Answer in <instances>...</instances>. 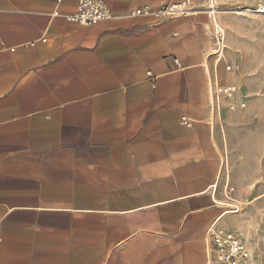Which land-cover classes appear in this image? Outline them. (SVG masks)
Segmentation results:
<instances>
[{
  "label": "crops",
  "instance_id": "0c3cea01",
  "mask_svg": "<svg viewBox=\"0 0 264 264\" xmlns=\"http://www.w3.org/2000/svg\"><path fill=\"white\" fill-rule=\"evenodd\" d=\"M77 1L0 0V264H206L225 210L217 8L103 0L113 18L81 26Z\"/></svg>",
  "mask_w": 264,
  "mask_h": 264
},
{
  "label": "rangeland",
  "instance_id": "374dc122",
  "mask_svg": "<svg viewBox=\"0 0 264 264\" xmlns=\"http://www.w3.org/2000/svg\"><path fill=\"white\" fill-rule=\"evenodd\" d=\"M216 1V22L226 37L218 83L227 80L237 88L236 111L227 108L226 100L220 103L219 146L226 169L223 165L219 189L223 197H233L237 202L231 203L238 204L240 210L226 215L222 225L227 228L226 217H231L229 227L245 242L251 264H264V14L240 12L264 6V0ZM226 66L231 67L230 72ZM239 102H245L244 109L237 108Z\"/></svg>",
  "mask_w": 264,
  "mask_h": 264
},
{
  "label": "built area",
  "instance_id": "2783aa9c",
  "mask_svg": "<svg viewBox=\"0 0 264 264\" xmlns=\"http://www.w3.org/2000/svg\"><path fill=\"white\" fill-rule=\"evenodd\" d=\"M188 1H182L161 8L158 11L152 12L149 7L143 9H137L130 13L132 17L139 16H152L159 22L172 18L177 15H184L191 13V10L187 7ZM217 10L211 7L207 16L212 20V32L214 37V49L212 54L215 56L214 68L216 69L218 64L223 58V51L225 49V36L221 27L218 26L215 14ZM113 18L112 11L103 0H78L76 12L68 17V21L77 23L81 26L95 25L99 22L108 21ZM226 72H230L231 67L226 66ZM236 86H222L219 85L217 79L212 80L210 84V101L211 105L216 108L218 96L222 100H226L229 104L227 107L230 111H236L234 109V95L236 93ZM235 103V102H234ZM245 102H239L238 109L245 108ZM182 125L188 127L191 126V122L185 117L182 118ZM225 210L223 213L209 226L205 234V244L207 253L206 264H251L252 255L247 248L245 242L241 238L240 234L235 230H228L222 225L223 216L236 214L239 212L240 207L236 203H220ZM230 206L231 209H226L225 206Z\"/></svg>",
  "mask_w": 264,
  "mask_h": 264
},
{
  "label": "bare ground",
  "instance_id": "6f19581e",
  "mask_svg": "<svg viewBox=\"0 0 264 264\" xmlns=\"http://www.w3.org/2000/svg\"><path fill=\"white\" fill-rule=\"evenodd\" d=\"M210 1V4H214V3H217V1L216 0H209ZM225 10V9H224ZM230 10V9H229ZM228 10V11H229ZM239 11V10H238ZM255 12V13H257V14H264V6H262V5H260L257 9L255 8V10H252V9H249V8H247V9H245L244 11H241L240 10V12ZM230 12V11H229ZM251 12V13H252ZM215 17H216V15H215ZM219 20H221V19H219ZM225 39H226V37H225ZM221 100H222V98L220 97V96H218V98H217V102L215 103V105H216V110H215V112H216V114L220 117L221 116V106H220V103H221ZM212 111V110H211ZM211 116V115H210ZM212 118V117H211ZM213 119V118H212ZM223 120V119H222ZM218 123V122H217ZM218 128V127H217ZM221 128V127H220ZM218 130V129H217ZM216 130V131H217ZM218 132V131H217ZM222 132V131H221ZM223 133V132H222ZM222 135V134H221ZM223 136V135H222ZM222 142H223V140H222ZM223 144V143H222ZM224 145V144H223ZM222 152H223V149H222ZM225 155V154H224ZM223 155V160H224V163H223V165H224V168L226 167V158H225V156ZM226 169V168H225ZM228 176V175H227ZM225 186V185H224ZM216 188H217V186H216ZM219 197H221L219 200L220 201H222V203H225V202H237L236 200H234L233 199V197L232 198H230L229 196H227V195H225L224 197L221 195V196H219ZM254 200V199H253ZM240 202V201H239ZM226 216V215H225ZM225 216H223V217H225ZM225 219V218H224Z\"/></svg>",
  "mask_w": 264,
  "mask_h": 264
}]
</instances>
